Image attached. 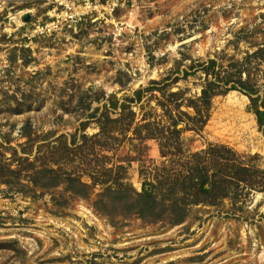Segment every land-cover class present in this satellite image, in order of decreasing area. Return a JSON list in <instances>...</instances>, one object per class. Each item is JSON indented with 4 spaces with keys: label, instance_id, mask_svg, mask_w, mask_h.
<instances>
[{
    "label": "rangeland",
    "instance_id": "374dc122",
    "mask_svg": "<svg viewBox=\"0 0 264 264\" xmlns=\"http://www.w3.org/2000/svg\"><path fill=\"white\" fill-rule=\"evenodd\" d=\"M91 2L98 10L85 19L47 30L58 18L56 0H0V134L10 144L25 141L20 132L28 120L53 139L97 133L96 109L153 80L196 95L205 81L198 64L208 58L217 68L254 67L264 96V59L245 60L264 43V0ZM160 95L146 91L132 105L137 120L150 106L162 112ZM251 106L241 90L216 96L203 131L184 133L188 149L226 144L264 169V133ZM113 157L138 190L141 160H161L155 139L125 141ZM23 182L0 186V264H264V188L191 205L175 223L169 210L159 220L140 216L130 197L102 185L85 196L69 182L51 189Z\"/></svg>",
    "mask_w": 264,
    "mask_h": 264
},
{
    "label": "trees",
    "instance_id": "16d2710c",
    "mask_svg": "<svg viewBox=\"0 0 264 264\" xmlns=\"http://www.w3.org/2000/svg\"><path fill=\"white\" fill-rule=\"evenodd\" d=\"M251 58L264 59V43L245 60L250 62ZM198 66L205 74L200 93L187 96L184 89L158 87V81L153 80L149 87L139 88L123 101L113 94L109 107L104 104L101 113L99 108L95 110L92 117L99 116L100 130L92 135L83 133L79 139L77 134L69 138L63 133L53 139L55 133L35 132L30 120L20 132L25 141L17 146L10 144V137L0 134V186L21 188L26 186L23 179H27L34 187L51 189L69 182L71 190L87 196L89 188L102 185L105 191L130 197L131 211L140 216L159 220L169 210L176 216L175 223L185 218L191 205L217 204L226 197L238 198L264 188V169L251 164L232 147L210 143L192 151L184 137L186 131H203L213 99L229 90H241L250 97L251 110L264 133V96L259 94L261 86L254 67L241 62L217 68L216 58H208ZM184 74L188 75L189 70ZM146 91L161 93L155 98L162 112L150 106L137 120L132 105L140 103ZM110 109L119 112L113 115ZM16 110H22L20 104ZM150 139L157 141L161 160H141L142 188L138 190L128 182L127 167L116 163L113 156L125 141L133 144L135 140L142 143ZM82 175L91 182H84Z\"/></svg>",
    "mask_w": 264,
    "mask_h": 264
},
{
    "label": "built area",
    "instance_id": "2783aa9c",
    "mask_svg": "<svg viewBox=\"0 0 264 264\" xmlns=\"http://www.w3.org/2000/svg\"><path fill=\"white\" fill-rule=\"evenodd\" d=\"M135 1V0H132ZM94 3L91 0H56V8L58 13V18L46 26L47 30L54 29L55 26L59 24H67L68 27H72L75 23H78L83 18L85 19L87 15L97 11ZM45 27L37 29V32L44 33ZM41 29L43 31H41Z\"/></svg>",
    "mask_w": 264,
    "mask_h": 264
}]
</instances>
